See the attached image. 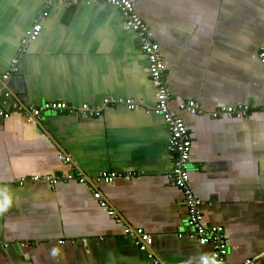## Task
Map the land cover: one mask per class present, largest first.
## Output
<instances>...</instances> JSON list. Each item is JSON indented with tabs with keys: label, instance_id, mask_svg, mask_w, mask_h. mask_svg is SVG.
Here are the masks:
<instances>
[{
	"label": "crops",
	"instance_id": "obj_1",
	"mask_svg": "<svg viewBox=\"0 0 264 264\" xmlns=\"http://www.w3.org/2000/svg\"><path fill=\"white\" fill-rule=\"evenodd\" d=\"M133 1L160 44L169 107L193 143L188 171L203 223L224 227L228 264H264V0ZM46 10L44 0H0V106L11 113L0 116V188L14 194L0 216V238L10 244L0 248V264H186L212 253L187 225L172 177L176 154L152 110L157 96L137 33L107 2L55 4L42 18ZM39 20L40 35L24 42ZM106 99L137 107L79 112ZM189 99L200 113L181 108ZM56 100L79 110L27 117ZM240 104L248 106L241 118L213 116ZM103 171L121 176L96 182ZM67 174L74 178L56 185L32 179ZM127 227L152 236L148 251Z\"/></svg>",
	"mask_w": 264,
	"mask_h": 264
},
{
	"label": "built area",
	"instance_id": "obj_2",
	"mask_svg": "<svg viewBox=\"0 0 264 264\" xmlns=\"http://www.w3.org/2000/svg\"><path fill=\"white\" fill-rule=\"evenodd\" d=\"M47 4V10L43 12L42 18L48 15V9L51 5L63 4V5H74L77 3H92V2H107L112 5H115L121 10V13L124 17V22L126 26L134 30L139 38V41L142 45V49L148 58V71L150 74V81L153 84L156 96L157 103L152 107L153 112L158 115H161L166 122V125L169 129L170 137L168 141V149L176 154L174 161V166L172 170V177L176 185L182 190L184 194V204L187 209V225L191 228L192 236L196 237L199 244L202 246L212 245V253H215L218 260L222 264L227 263V255L229 252L227 241L225 238V229L221 225H211L206 226L203 223L204 211L202 208L203 200L199 198L194 189L190 185L189 178V165L191 159L192 151V140L190 138L187 126L179 115L172 111L169 107L170 103V91L165 79V60L161 52L160 44L154 39L149 25L145 20L138 14L135 9V4L133 0H44ZM41 20L37 21L33 27L27 32L24 42L35 40L42 31ZM260 61L264 64V42L260 47L258 53ZM7 76V75H6ZM9 94V93H8ZM110 103H126L129 107L135 108L137 104L132 100H122V99H106L104 103L98 105L97 107H92L89 104H84L80 111L84 114H89L90 116H98L101 112L108 107ZM15 109L24 110V107L20 104L13 105ZM71 107L66 101L56 100V101H46L39 106L33 107V109H27V117L35 119L36 117L42 115L43 113H60L67 110L76 112L79 108ZM181 108L188 110L190 113L197 114L201 112V107L199 103L195 100H184L181 103ZM248 106L246 105H237V106H225L221 107L218 111L213 113L215 118L222 117H231V118H241L247 114ZM11 115L10 112L3 109L0 106V116L3 118H9ZM69 162V159H66ZM118 176L116 172H101L96 177V182H105L111 183ZM74 178V175L67 174L64 176H50V175H35L32 177L33 180H44L50 182L52 185H56L62 180H71ZM79 182H85L83 177H78ZM21 184H24V181H21ZM93 196L97 199L102 207H107V202L103 199L102 194L98 190H93ZM111 215H115L114 210L109 209ZM125 233L130 237L134 243L142 251H148L150 246L153 243L152 236L144 231L142 228H130L125 229ZM203 242V243H201ZM8 242H4L0 238V248L9 247ZM241 264H257L252 259H247L244 263Z\"/></svg>",
	"mask_w": 264,
	"mask_h": 264
},
{
	"label": "clouds",
	"instance_id": "obj_3",
	"mask_svg": "<svg viewBox=\"0 0 264 264\" xmlns=\"http://www.w3.org/2000/svg\"><path fill=\"white\" fill-rule=\"evenodd\" d=\"M14 205V194L7 187L0 188V216L8 213ZM203 243V242H201ZM56 254V249H53V255ZM186 264H222L218 260L215 253L200 252L195 256L190 257Z\"/></svg>",
	"mask_w": 264,
	"mask_h": 264
}]
</instances>
